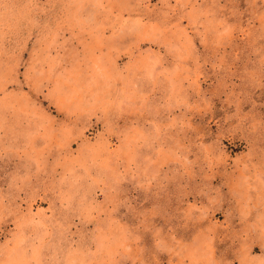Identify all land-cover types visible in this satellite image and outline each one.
Returning a JSON list of instances; mask_svg holds the SVG:
<instances>
[{"label": "rangeland", "instance_id": "obj_1", "mask_svg": "<svg viewBox=\"0 0 264 264\" xmlns=\"http://www.w3.org/2000/svg\"><path fill=\"white\" fill-rule=\"evenodd\" d=\"M14 259L264 264V0H0Z\"/></svg>", "mask_w": 264, "mask_h": 264}, {"label": "bare ground", "instance_id": "obj_2", "mask_svg": "<svg viewBox=\"0 0 264 264\" xmlns=\"http://www.w3.org/2000/svg\"><path fill=\"white\" fill-rule=\"evenodd\" d=\"M16 259H18V258H16ZM16 259H14V261H15V263H14V264H18V263L16 262ZM20 260H21V258H20Z\"/></svg>", "mask_w": 264, "mask_h": 264}]
</instances>
